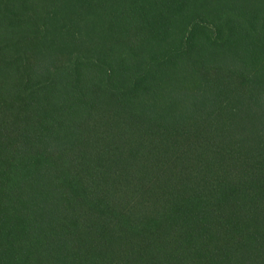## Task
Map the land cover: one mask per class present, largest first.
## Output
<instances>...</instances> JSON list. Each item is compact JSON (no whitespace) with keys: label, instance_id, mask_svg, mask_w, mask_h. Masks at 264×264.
Here are the masks:
<instances>
[{"label":"trees","instance_id":"trees-1","mask_svg":"<svg viewBox=\"0 0 264 264\" xmlns=\"http://www.w3.org/2000/svg\"><path fill=\"white\" fill-rule=\"evenodd\" d=\"M0 264H264V0H0Z\"/></svg>","mask_w":264,"mask_h":264},{"label":"rangeland","instance_id":"rangeland-1","mask_svg":"<svg viewBox=\"0 0 264 264\" xmlns=\"http://www.w3.org/2000/svg\"><path fill=\"white\" fill-rule=\"evenodd\" d=\"M159 100V99H158Z\"/></svg>","mask_w":264,"mask_h":264}]
</instances>
